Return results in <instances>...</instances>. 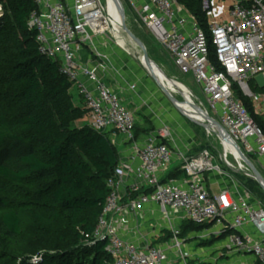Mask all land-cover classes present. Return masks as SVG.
Masks as SVG:
<instances>
[{
	"label": "built area",
	"instance_id": "1",
	"mask_svg": "<svg viewBox=\"0 0 264 264\" xmlns=\"http://www.w3.org/2000/svg\"><path fill=\"white\" fill-rule=\"evenodd\" d=\"M35 1L38 9L28 25L37 32L40 54L59 63L60 74L83 100L93 130L108 137L122 135L134 147L129 161L119 155L116 180L109 183L110 194L93 236L96 241H107L111 264H190L198 260L202 264H264V205L235 182L210 179L222 172L208 150L189 159L176 152L168 125L142 138L136 135V111L104 78L111 67L103 48L112 47L110 39H115L107 3ZM135 9L179 72L201 87L205 101L198 107L202 113L194 110L204 118L199 123L208 126L205 132L238 153L237 146L247 158L246 152L253 153L264 169V131L246 105L251 104L255 115L264 118V88L257 81L264 78V0H202L205 28L176 0H147ZM86 50L90 57L83 64ZM178 163L184 176L166 180ZM132 194L139 195L130 198ZM147 206L153 207L150 214L160 222L159 233L141 241L128 239L130 216H140ZM213 222L218 236L234 232L221 240L228 260H220V253L212 256L195 249V238H207L208 230L193 232L186 239L180 236L184 223L204 226ZM169 230L172 238L156 243Z\"/></svg>",
	"mask_w": 264,
	"mask_h": 264
},
{
	"label": "trees",
	"instance_id": "2",
	"mask_svg": "<svg viewBox=\"0 0 264 264\" xmlns=\"http://www.w3.org/2000/svg\"><path fill=\"white\" fill-rule=\"evenodd\" d=\"M5 1L4 16L12 14L14 24L3 34L0 32V88L5 89L19 112L12 117L0 109V194L12 193L11 189L21 185L46 183V190L35 193L43 198V206L55 214V219L57 212L80 221L82 233L77 240L89 247L83 251H62L56 256L55 264H111L107 241H96L93 236L110 194L109 183L116 180L119 152L102 132L88 127L69 129V121L86 108L75 106L70 93L73 85L60 74L59 63L39 52L37 32L28 25L38 9L37 3L35 0ZM176 1L206 27L202 0ZM0 27H8L7 19L0 20ZM140 130L142 133L137 136L147 134L146 129ZM183 176L178 166L166 180ZM2 205L7 208L9 203ZM24 223L53 232L52 225L42 215L19 209L4 211L0 234L16 240ZM208 225L184 223L180 236L186 239ZM233 233L228 231L224 236ZM171 238L172 234L165 232L164 238L156 243Z\"/></svg>",
	"mask_w": 264,
	"mask_h": 264
},
{
	"label": "rangeland",
	"instance_id": "3",
	"mask_svg": "<svg viewBox=\"0 0 264 264\" xmlns=\"http://www.w3.org/2000/svg\"><path fill=\"white\" fill-rule=\"evenodd\" d=\"M102 2L105 4L106 0H102ZM120 2L122 3L126 12L127 27L144 42L150 59L156 64V73L163 79L171 80L174 82L177 81L176 83L179 82V84L186 86H184L185 88L183 89V92H176L173 95L180 102L184 101V104L190 106H192V104L194 103L197 106H199V104L201 103H204L205 97L203 95L201 87L197 85V83L191 76L185 77L179 72L174 64L172 57L161 44V42H159L153 36V34L143 26L135 7L132 5V2L130 0H120ZM6 5L7 3L5 0H0V20L5 18L7 19L8 23V27H0L1 34H3L14 24V18L12 14L9 15V17L4 16L7 11ZM114 6V14L119 33L123 36H126L128 38L129 44L134 49L142 53L141 49L126 34L120 12L118 11L115 4ZM110 42L113 43L112 47L114 49L120 51L118 55H125L127 59L131 61V63L133 62L134 64L138 65V67L141 68L142 71L150 76L149 72L142 65L139 58L130 55L126 50L121 48L118 45L117 40L110 39ZM150 78L152 77L150 76ZM257 81L260 87L264 88V78L259 77ZM157 90L160 89L158 88ZM185 90H188L189 92L186 93ZM190 92L193 94V96L191 97ZM70 93L73 98V96H75L74 86H72ZM160 95L163 96L167 105L172 106L170 101L162 92ZM75 106L82 108L81 101L76 99ZM248 107L253 118L256 120V122L260 123L264 129V118L255 115L254 109L251 104H249ZM0 109H4L12 117H16L19 112V108L15 107L13 102H11V100L8 98L7 92L3 88H0ZM164 116H167V113H165ZM181 116V121L176 122L173 120L171 121L172 125L168 126L171 128L175 139L174 141L177 144H181L182 141L188 136L193 139L194 150L187 153L185 157L189 159L197 156L204 150H208L216 158V166H218V168H220L222 172L221 175H216V177L213 175L210 179H221L230 184H233V182H235L242 190L249 193L254 199L264 205V191L256 182L255 178L251 177L250 173H247L248 171L246 169H242L241 172H237L229 168L225 164L222 157L223 148L217 137L209 136L205 132L204 128L190 122L185 116ZM166 123L167 120L162 118L160 126L162 127V125ZM68 127L71 130H79L85 127L91 128L88 112L86 110H81L71 121H69ZM140 128L141 126L137 125L136 134L142 133ZM156 131V127L150 124L147 129V134L154 133ZM117 150L120 153V150ZM246 154L248 156V159L256 166V168L260 171L264 178V169L260 164L259 158L251 152H246ZM238 162L245 164V162L242 160ZM238 162L234 165L237 166ZM178 166H180V163H178L176 167ZM245 166L247 167L246 164ZM206 179L207 183L210 184L209 177H207ZM47 188L48 185H46V183L35 182L31 185H21L15 187V189H11L12 193L0 194V221L2 219L4 211L19 209L26 211L32 210L48 220L52 225L53 230V232L47 231V229L45 228L37 230L33 226L24 223L22 224L21 235L16 240H10L0 234V264H50L51 261L55 260L56 256L62 251H83L89 248L85 243L79 242L77 240L78 235L82 233V225L80 224V221H74L68 218L66 215L59 214L57 212L55 219V214L43 206V198L35 193H37L39 190H46ZM214 189V191L218 193L219 190L217 189V187H214ZM127 199L128 198H125L124 202H126ZM3 203H9V206L7 208H4L2 205ZM215 224L216 222H213L205 228L206 230H208L207 238H195V249H204L206 252L211 253L212 256L220 253V260H228V258L225 256L227 250L222 248L221 243L224 235H217V231L213 230ZM168 232L171 233L170 230ZM199 232L201 231H197L196 234H198ZM55 263L56 260L53 264ZM191 264L202 263L200 260H198L196 262H192Z\"/></svg>",
	"mask_w": 264,
	"mask_h": 264
},
{
	"label": "crops",
	"instance_id": "4",
	"mask_svg": "<svg viewBox=\"0 0 264 264\" xmlns=\"http://www.w3.org/2000/svg\"><path fill=\"white\" fill-rule=\"evenodd\" d=\"M130 1L134 7H139L147 0ZM88 51L89 50H86L84 52L85 56L83 64H86L89 60L90 54ZM103 51L109 56L111 67L108 73L104 74V78L112 89L125 100L128 107L131 110L136 111L138 125H140L142 129L147 130L148 126L151 124L158 130L161 127L160 124L162 118L167 120V123L164 125L169 126L172 125L171 121L173 120L176 122L181 121L180 117H182V114H180L172 104V106H169L165 103L163 96L160 95L162 90L160 89L159 84L157 86V83H155L156 81L153 78H150L151 75L148 76L138 67V65L133 62L131 63L125 55H118L120 52L119 50L117 51V49H114L113 47L104 46ZM101 75L103 76V74ZM130 85H135L136 88L134 91L127 89ZM156 87L160 90H157L158 88ZM76 99L80 100L82 107H84L83 100L79 97L78 92L75 89V96H73L74 104ZM165 113H167V116H164ZM144 135L145 134H141L138 137L142 138ZM109 138L116 148L120 150L119 155L122 156L125 161H129L131 159V154L133 153V145L126 143L124 137L119 134H113ZM193 145V139L189 136L184 139L181 144H177L173 141L174 150L185 156L187 153L194 150ZM214 190L215 189L213 188V191ZM152 209V206H147L144 208L140 216H130L131 224L129 232L126 235L128 239L141 241L142 237L149 239L150 236L159 233L160 222L151 216L150 213ZM200 250L201 249H198V251Z\"/></svg>",
	"mask_w": 264,
	"mask_h": 264
},
{
	"label": "bare ground",
	"instance_id": "5",
	"mask_svg": "<svg viewBox=\"0 0 264 264\" xmlns=\"http://www.w3.org/2000/svg\"><path fill=\"white\" fill-rule=\"evenodd\" d=\"M106 3H107V12H108V16H109L111 27H112L111 28L112 36L117 40V43H118V45L121 48L126 50L130 55H133V56H136L137 58H139V60L141 61L142 65L145 67L144 58H143L142 53H140L138 50L134 49L129 44L128 38L126 36L121 35L119 33V31H118V27H117L116 19H115V14H114V8H115L114 4H115V2L113 0H106ZM118 11L120 12L119 9H118ZM120 15H121V13H120ZM123 26H124V22H123ZM156 70H157L156 64L154 63V65H153V74L155 75L157 83L159 85H163L172 95L174 93H176V92H183V89L185 87L182 84H179V82L176 83L177 81L174 82V81H171V80L163 79L162 77L158 76V74L156 73ZM185 92L188 93L189 91L185 90ZM180 106L183 109V111L186 112L194 120H196L198 122H203L204 121V118L199 113H197V111H195L192 106L184 104V103H181ZM222 148H223V153L225 155L224 162L229 168H231V169H233L234 171H237V172H241L242 169H246L248 171L247 173H250V176L253 177V173H252L251 169L248 166H247L248 168L245 166L246 163L243 164L241 162H238V161H241V160L244 161V160L232 148V146H229V145L225 146L224 144H222ZM237 162H238V165L237 166L234 165Z\"/></svg>",
	"mask_w": 264,
	"mask_h": 264
},
{
	"label": "water",
	"instance_id": "6",
	"mask_svg": "<svg viewBox=\"0 0 264 264\" xmlns=\"http://www.w3.org/2000/svg\"><path fill=\"white\" fill-rule=\"evenodd\" d=\"M117 6V8L120 10L121 13V17L122 20L124 22V30L126 32V34L129 36V38L141 49L143 58H144V63H145V68L147 69V71L149 72V74L151 75V77L157 82L155 75L153 74V65L154 62L150 59L149 53L147 51V48L144 44V42L138 38L128 27L126 24V12L124 10V7L122 5V3L120 2V0H113ZM160 89L162 90V92L164 93V95L167 97V99L170 101V103L176 108V110L182 114L183 116H185L190 122L201 126L202 128L206 129L208 128L207 125L205 124H201L197 121H195L192 117H190L186 112L183 111V109L180 106V102L177 100V98H175L163 85H159ZM193 108L195 110H197L198 112L202 113V110L198 107L193 105ZM207 120L212 121V123L219 129V130H223L222 126L214 121L212 118H210L209 116H207ZM225 140L228 141V138H225ZM236 149L239 153V155L241 156V158L245 161L246 165L251 169L252 173H253V177L255 178L256 182L260 185V187L263 189L264 191V178L262 176V174L260 173V171L256 168V166L240 151V149L236 146Z\"/></svg>",
	"mask_w": 264,
	"mask_h": 264
}]
</instances>
